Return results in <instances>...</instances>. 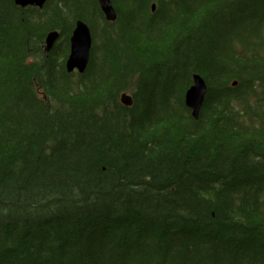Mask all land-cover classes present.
<instances>
[{
    "label": "trees",
    "instance_id": "trees-1",
    "mask_svg": "<svg viewBox=\"0 0 264 264\" xmlns=\"http://www.w3.org/2000/svg\"><path fill=\"white\" fill-rule=\"evenodd\" d=\"M111 1L0 0V264H264V0Z\"/></svg>",
    "mask_w": 264,
    "mask_h": 264
},
{
    "label": "water",
    "instance_id": "water-1",
    "mask_svg": "<svg viewBox=\"0 0 264 264\" xmlns=\"http://www.w3.org/2000/svg\"><path fill=\"white\" fill-rule=\"evenodd\" d=\"M15 5L27 8V7H37L38 9H43V7L50 0H13ZM100 8L105 15V18L109 22H115L117 13L111 2V0H98ZM153 11L155 6H153ZM60 39L59 31H51L47 35V49L46 52L50 53L55 46V44ZM70 55L66 62V69L68 73H73L76 70L83 74L87 69L93 45V38L89 26L83 21L78 20L73 30L72 36L70 38ZM208 91V85L205 79L199 75L195 74L193 76V85L187 90L185 95V103L187 107L191 110L192 115L195 119L199 118L200 111L202 109L203 103L205 101ZM122 103L126 106H131L133 101L131 97L124 94L121 99Z\"/></svg>",
    "mask_w": 264,
    "mask_h": 264
},
{
    "label": "bare ground",
    "instance_id": "bare-ground-1",
    "mask_svg": "<svg viewBox=\"0 0 264 264\" xmlns=\"http://www.w3.org/2000/svg\"><path fill=\"white\" fill-rule=\"evenodd\" d=\"M111 2H112V1H111ZM112 4H113V3H112ZM155 9H156V6H155ZM116 13H117V12H116ZM117 17H118V16H117ZM117 17H116V19H117ZM59 40H60V39H59ZM59 40H58V41H59ZM46 44H47V43H46ZM69 55H70V54H69ZM68 58H69V57H68ZM67 60H68V59H67ZM126 95L129 96V94H126Z\"/></svg>",
    "mask_w": 264,
    "mask_h": 264
},
{
    "label": "rangeland",
    "instance_id": "rangeland-1",
    "mask_svg": "<svg viewBox=\"0 0 264 264\" xmlns=\"http://www.w3.org/2000/svg\"><path fill=\"white\" fill-rule=\"evenodd\" d=\"M130 94V93H129ZM129 97H131V99L134 97L133 95H132V93H131V95H129Z\"/></svg>",
    "mask_w": 264,
    "mask_h": 264
},
{
    "label": "flooded vegetation",
    "instance_id": "flooded-vegetation-1",
    "mask_svg": "<svg viewBox=\"0 0 264 264\" xmlns=\"http://www.w3.org/2000/svg\"><path fill=\"white\" fill-rule=\"evenodd\" d=\"M122 102V101H121Z\"/></svg>",
    "mask_w": 264,
    "mask_h": 264
}]
</instances>
